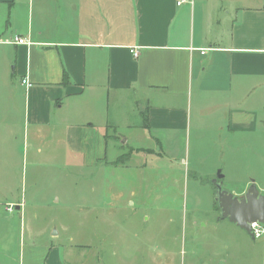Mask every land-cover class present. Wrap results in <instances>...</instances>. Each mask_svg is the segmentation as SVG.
<instances>
[{
    "label": "crops",
    "instance_id": "crops-1",
    "mask_svg": "<svg viewBox=\"0 0 264 264\" xmlns=\"http://www.w3.org/2000/svg\"><path fill=\"white\" fill-rule=\"evenodd\" d=\"M0 45L13 50L26 122L83 141L88 166L102 160L121 103L130 128L160 133L157 152L188 135L227 168L224 189L241 197L255 182L264 195V0H0ZM229 223L239 262L263 263L264 245Z\"/></svg>",
    "mask_w": 264,
    "mask_h": 264
},
{
    "label": "rangeland",
    "instance_id": "rangeland-1",
    "mask_svg": "<svg viewBox=\"0 0 264 264\" xmlns=\"http://www.w3.org/2000/svg\"><path fill=\"white\" fill-rule=\"evenodd\" d=\"M13 66L0 45V264H221L224 246L227 264H242V240L216 209L222 162L197 155L188 135L157 152L160 133L130 128L120 103L102 160L88 166L83 141L39 136L26 122Z\"/></svg>",
    "mask_w": 264,
    "mask_h": 264
},
{
    "label": "water",
    "instance_id": "water-1",
    "mask_svg": "<svg viewBox=\"0 0 264 264\" xmlns=\"http://www.w3.org/2000/svg\"><path fill=\"white\" fill-rule=\"evenodd\" d=\"M213 186L220 219L229 220L254 238L251 224H264V195L260 193L255 182H252L247 192L241 197L224 189L220 175L214 179Z\"/></svg>",
    "mask_w": 264,
    "mask_h": 264
},
{
    "label": "built area",
    "instance_id": "built-area-1",
    "mask_svg": "<svg viewBox=\"0 0 264 264\" xmlns=\"http://www.w3.org/2000/svg\"><path fill=\"white\" fill-rule=\"evenodd\" d=\"M193 2H194V0H178V5L181 6V5H184L186 3H193ZM16 41L19 44L25 43L24 40L21 38H17ZM203 53H204V51H203ZM133 54L135 57L138 56V52L135 50L133 51ZM22 83L30 85L27 80H23ZM251 232H252L254 238H256V239L264 238V224H260V223L251 224Z\"/></svg>",
    "mask_w": 264,
    "mask_h": 264
},
{
    "label": "trees",
    "instance_id": "trees-1",
    "mask_svg": "<svg viewBox=\"0 0 264 264\" xmlns=\"http://www.w3.org/2000/svg\"><path fill=\"white\" fill-rule=\"evenodd\" d=\"M216 209L219 210V207L217 206V204H216Z\"/></svg>",
    "mask_w": 264,
    "mask_h": 264
}]
</instances>
